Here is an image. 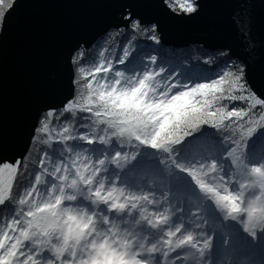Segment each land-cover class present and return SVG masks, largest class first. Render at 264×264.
I'll return each instance as SVG.
<instances>
[{
  "label": "snow or ice",
  "instance_id": "snow-or-ice-1",
  "mask_svg": "<svg viewBox=\"0 0 264 264\" xmlns=\"http://www.w3.org/2000/svg\"><path fill=\"white\" fill-rule=\"evenodd\" d=\"M15 7L0 0V25ZM161 7L190 19L201 4ZM121 20L160 45L158 23ZM71 62L68 94L34 122L31 168L0 158V264H212L208 223L225 245L237 224L264 242V96L242 64L173 66L131 40Z\"/></svg>",
  "mask_w": 264,
  "mask_h": 264
},
{
  "label": "water",
  "instance_id": "water-1",
  "mask_svg": "<svg viewBox=\"0 0 264 264\" xmlns=\"http://www.w3.org/2000/svg\"><path fill=\"white\" fill-rule=\"evenodd\" d=\"M199 2L198 14L180 19L164 11L162 0H16L0 30V158L23 159L38 113L69 92L74 50H89L112 29L124 28L125 8L158 23L165 46L226 51L264 96V0ZM240 17L247 35L238 27Z\"/></svg>",
  "mask_w": 264,
  "mask_h": 264
},
{
  "label": "trees",
  "instance_id": "trees-1",
  "mask_svg": "<svg viewBox=\"0 0 264 264\" xmlns=\"http://www.w3.org/2000/svg\"><path fill=\"white\" fill-rule=\"evenodd\" d=\"M126 31L127 30H125L124 28L119 30L112 29L109 34L100 38L95 44H93V46L90 47L89 50H85V55H95L98 49L103 46L109 48L113 53V57H115L116 55L120 54L121 47L129 40H131L135 44H138L141 48L147 45H152L154 43L150 40H147L144 35L125 34ZM154 47L159 48L164 54H166V58L171 62V64L176 66L179 63H182L185 68H189L197 64L203 65L205 60H211V63L204 66L212 69L215 68L217 62L226 61L230 57L226 51H210L203 48L202 46L195 45H190L186 48H174L168 45L165 46L164 44L160 43V45H154ZM231 60L237 63L238 66L242 64L241 62L233 60L232 58ZM118 67L122 66L118 65ZM29 147L30 148L27 151V154L23 158H28L25 162L29 163V168H31L30 160L36 158L33 139ZM139 179H145L144 175H139L137 177V180L139 181Z\"/></svg>",
  "mask_w": 264,
  "mask_h": 264
},
{
  "label": "bare ground",
  "instance_id": "bare-ground-1",
  "mask_svg": "<svg viewBox=\"0 0 264 264\" xmlns=\"http://www.w3.org/2000/svg\"><path fill=\"white\" fill-rule=\"evenodd\" d=\"M150 182V181H149ZM157 197L159 198V193H157Z\"/></svg>",
  "mask_w": 264,
  "mask_h": 264
},
{
  "label": "rangeland",
  "instance_id": "rangeland-1",
  "mask_svg": "<svg viewBox=\"0 0 264 264\" xmlns=\"http://www.w3.org/2000/svg\"><path fill=\"white\" fill-rule=\"evenodd\" d=\"M152 45L154 46V43Z\"/></svg>",
  "mask_w": 264,
  "mask_h": 264
}]
</instances>
